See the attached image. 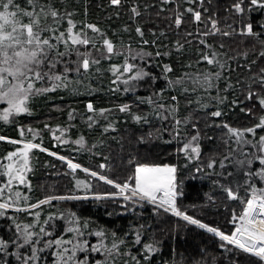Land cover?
<instances>
[{
	"label": "snow or ice",
	"instance_id": "snow-or-ice-1",
	"mask_svg": "<svg viewBox=\"0 0 264 264\" xmlns=\"http://www.w3.org/2000/svg\"><path fill=\"white\" fill-rule=\"evenodd\" d=\"M88 2L82 0L81 9L71 0H0V121L16 123L31 115L33 102L49 92L92 95L98 90L93 78L105 72L111 73L108 91L134 96L108 107L86 101L81 119L98 135L90 146L83 134L73 143L76 151L102 157L95 168L51 151L43 145L42 130L30 125L20 126L19 139L0 135V141L16 145L3 157L7 162H0V177L6 178L0 182V219L7 228L0 235V264H156L164 237L151 224L130 223L122 232L61 206L72 201L113 202L120 212H108L110 217L151 206L154 219L177 218L172 229L177 234L180 221L210 234L223 257L207 259L205 247L199 259L188 260L173 248L163 264H264V0H228L227 19L213 0H157L155 16L163 15L165 26L147 29L141 18L152 15L154 5L134 0L128 10L133 23L115 30L87 19ZM124 2L109 0L115 15ZM141 89L147 94L137 95ZM182 101L195 103L202 115L182 108ZM78 111L70 108L69 121ZM230 113L241 122L229 119ZM121 120L130 122L123 132ZM44 128L58 143L67 142L68 126ZM155 141L175 142L174 158L155 159ZM205 141L212 145L208 151ZM37 149L66 163L64 175L72 181L67 192L32 200L28 174ZM196 179L211 180L219 195L205 193L203 205L185 204L186 181ZM100 182L111 190H96ZM230 202L240 211L229 208ZM220 205L229 211L230 227L188 211L198 207L204 214Z\"/></svg>",
	"mask_w": 264,
	"mask_h": 264
},
{
	"label": "trees",
	"instance_id": "trees-1",
	"mask_svg": "<svg viewBox=\"0 0 264 264\" xmlns=\"http://www.w3.org/2000/svg\"><path fill=\"white\" fill-rule=\"evenodd\" d=\"M65 0H57V3H64ZM134 0H125L123 6L119 9V15H115V9L113 6L109 5V0H89L88 2V16L87 19L91 21H96L103 26L109 27L111 30L120 29L125 24L131 25L133 21L129 20V9L132 7ZM147 2L152 3L154 7L148 11L152 15L145 14L141 19L145 22V28L154 27L155 24H159L161 27L164 25V16L159 18L155 16V11L158 8L157 0H147ZM184 2V0H182ZM228 0H213V6L219 7V14L222 19H227V6ZM141 5L145 3V0H140ZM71 6L76 8H83L82 0H71ZM185 7L189 5L184 4ZM170 15V13H166ZM257 20L261 19L260 13L253 14ZM109 17H111L109 19ZM78 18L79 15H78ZM189 30H193L192 26L189 25ZM127 38V33L123 34ZM134 35V33H133ZM169 38L174 42L175 35L170 31ZM164 43H168L167 40ZM195 43V41H193ZM236 45H233L235 47ZM165 60L169 58L165 57ZM175 59V58H173ZM102 64L107 68L109 61L104 60ZM155 72H159V68L152 69ZM237 73H233V79H235ZM111 78L110 72H105L99 78L94 77L92 80L93 88L98 89L92 95H87L81 93L79 95H74L63 90H57L56 92H49L43 96L38 97L33 102V113L31 115H25L17 118L16 123H6L0 121V135H5L11 138H21L19 135L20 126H32L36 129L42 130L43 145L49 148L51 151L58 152L61 155L69 156L73 158L75 162L82 163L85 166H90L95 168L99 162H102V157L98 155H93L92 151H76L79 146L75 145L73 141L83 134L89 141V146L95 142V138L98 135L97 131L89 130L85 122L81 119L80 114L85 112V103L87 100H93L97 106L108 107L120 102H131L134 100V96L131 93H112L108 91L109 81ZM161 85L164 83L163 80L159 81ZM147 92L143 89L137 92V95L144 96ZM192 98H195V94H192ZM182 108H186L187 111L196 110L197 115H202V111L197 108L195 103L191 105H185L182 101ZM57 106H59L58 110ZM70 108L78 109L76 119L69 121L68 111ZM213 108L207 111H212ZM121 116L123 114H120ZM243 116V114H240ZM229 119L234 123L241 122L235 113L229 114ZM246 122V121H245ZM48 123L55 128L56 124H61L68 126L69 130L65 133V139L68 142H57L50 136V131L44 128V124ZM130 125L125 124L121 120V132H123ZM167 126V125H166ZM29 134L26 132V137ZM169 136L167 133L164 135V140H168ZM112 145V151L117 150V145L115 141H109ZM176 143H164L163 141H155L152 147V153L154 158L157 160H163L167 162L175 156ZM16 145H12L7 141H0V162L6 163L3 157L6 155L7 151L13 150ZM212 145L207 141L204 142V150L208 151ZM105 152L108 148L103 149ZM96 151V150H93ZM33 158V172L29 173V179L32 181V191L29 193L32 200L35 201L37 198H43V195L47 192L55 191L56 193L63 194L72 187V181L70 177L64 175L66 171V164L56 157L50 156L48 153L41 152L40 150H34ZM3 169L0 167V172ZM81 178L85 176L84 173H80ZM5 177H0V182H2ZM186 198L184 203L191 205H203L206 203L205 193L212 195H219L217 190H214V186L211 180L208 179H196L192 181H186ZM21 190L28 192L25 186H20ZM98 191L111 190V186L103 184L100 182L97 187ZM55 203V202H54ZM61 206H67L73 210H79L85 216H91L93 220L99 222L100 224L107 225L109 227L115 228L119 231H127L130 223H142L147 222L151 224L153 230H156L158 234L164 237V247L160 255H158L155 260L156 264H163V261H167L172 258V249L175 248L177 253H183L184 256L191 260L193 257L196 259L200 258V251L203 248H207L206 258L211 259L213 256L217 257L218 260H222L223 257L220 255V251L216 244L213 242V238L210 234L204 232V230L198 229L195 226L184 227V222L180 221V229L178 234L173 232L177 218L169 217L166 221H160L153 218L151 213V206H147L144 209H137V213L127 212L123 215L108 216V212L116 211L120 212V208L117 204L113 202H108L107 204H93L89 202H62ZM45 211L48 210V206H43ZM229 208H235L237 212L240 211V205L238 203H229ZM55 211V209H51ZM190 214L199 215L200 218L204 219L206 222L219 224L221 227L227 228L230 225L225 223V217L229 215V211L225 209L223 205L218 206L215 210L204 209V214L201 213L200 208H188ZM142 213V216L139 215ZM31 219V217H27ZM6 221L0 219V235H5L7 233V228L5 227ZM164 230V231H160ZM93 242L95 238H92ZM136 249L133 248V253L135 254ZM96 255V254H93ZM178 258V257H177Z\"/></svg>",
	"mask_w": 264,
	"mask_h": 264
},
{
	"label": "rangeland",
	"instance_id": "rangeland-1",
	"mask_svg": "<svg viewBox=\"0 0 264 264\" xmlns=\"http://www.w3.org/2000/svg\"><path fill=\"white\" fill-rule=\"evenodd\" d=\"M4 105H0V108H2ZM208 109H210V107L208 108ZM53 130H55V128H53ZM57 134H59V133H57ZM50 136L52 137V139H54V137L52 136V133L50 132ZM54 141H56L55 139H54ZM66 141L68 142V140L66 139ZM58 159V158H57ZM65 163V162H64ZM66 164V163H65Z\"/></svg>",
	"mask_w": 264,
	"mask_h": 264
}]
</instances>
